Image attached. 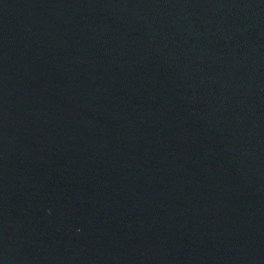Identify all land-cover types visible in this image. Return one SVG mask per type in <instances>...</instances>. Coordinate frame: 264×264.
<instances>
[{"label":"water","instance_id":"obj_1","mask_svg":"<svg viewBox=\"0 0 264 264\" xmlns=\"http://www.w3.org/2000/svg\"><path fill=\"white\" fill-rule=\"evenodd\" d=\"M0 264H264V0H0Z\"/></svg>","mask_w":264,"mask_h":264}]
</instances>
